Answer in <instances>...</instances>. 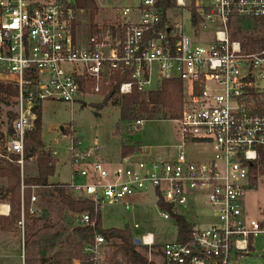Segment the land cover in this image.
<instances>
[{
  "label": "built area",
  "instance_id": "1",
  "mask_svg": "<svg viewBox=\"0 0 264 264\" xmlns=\"http://www.w3.org/2000/svg\"><path fill=\"white\" fill-rule=\"evenodd\" d=\"M72 1L0 0V84L17 90L12 135L3 132L0 159L23 169L36 108L78 102L89 81L111 85L114 72L128 75L119 85L118 95L124 96L178 79L183 103L175 158L147 160L151 149L140 145L116 164L105 163L97 159V147L71 137L66 191L100 214L105 205L132 210L129 199L149 191L164 220L208 209L206 226L187 219L189 238L180 242L176 236L161 246L160 264H264V220H248L242 208L246 192L264 181V0H174L166 15L158 0H141L83 42L77 33L82 11ZM135 13L138 20L130 17ZM37 204L32 194L29 215L37 213ZM24 210L22 200V228ZM10 213V204L0 202V216ZM77 217L81 227L93 225L88 213ZM134 239L154 263V235ZM112 253L111 243L96 235L66 264H113ZM21 264H27L24 256Z\"/></svg>",
  "mask_w": 264,
  "mask_h": 264
},
{
  "label": "rangeland",
  "instance_id": "2",
  "mask_svg": "<svg viewBox=\"0 0 264 264\" xmlns=\"http://www.w3.org/2000/svg\"><path fill=\"white\" fill-rule=\"evenodd\" d=\"M95 1L98 6L95 23L98 27L117 22L116 19L123 8L136 7L141 2V0ZM130 17L138 20L136 13ZM183 23L186 33L191 34L188 13H184ZM77 31L81 42L86 41L92 34L88 12H80ZM84 88L87 90L83 91L78 102L72 104L44 102L41 107V137L45 151L51 154L56 151L59 154L53 156L57 165L55 175L51 179L53 184L67 185L71 182L68 151L71 137L81 140L84 146L97 147L102 157L112 153L110 142L117 136L121 138V145H141L150 148L151 156L147 160H155L160 156L164 159L175 158L177 147L181 144L177 133V119H164L161 111L157 110L153 118L145 120L139 127L135 126V122L122 123L120 107L108 101L110 84L92 82L91 86L87 84ZM10 101V106L0 104V134L12 127L8 115L9 112L13 113L12 99ZM21 170L25 178L36 176V159L25 161ZM5 184L4 180H0V187ZM32 194L38 198L37 213L25 219L23 228L16 222L10 231H3L4 234H0L3 236L0 237V242L7 243L4 254L9 256L5 259L8 264H21L22 256L27 264H36L44 259L52 262L57 252L71 251L79 242V237L74 233V229L80 226L77 214L64 208L57 197L51 195L49 189H38L32 191ZM131 200L134 203L132 210H126L122 205H105L101 210L103 227L124 229L128 226L135 237L153 234L158 244L153 251V261L160 264L161 246L175 240L176 225L173 220H164L160 217L152 191L132 197ZM242 208L248 220H264V181L256 189L246 192ZM185 212L188 213L187 219L190 222L194 224L198 222L202 226H206L212 218L210 211L204 207H199L195 213L192 209ZM135 224L139 225L138 229H134ZM138 251L147 256L143 248H138Z\"/></svg>",
  "mask_w": 264,
  "mask_h": 264
},
{
  "label": "trees",
  "instance_id": "3",
  "mask_svg": "<svg viewBox=\"0 0 264 264\" xmlns=\"http://www.w3.org/2000/svg\"><path fill=\"white\" fill-rule=\"evenodd\" d=\"M159 6L163 8L164 15L169 10L175 8L174 0H158ZM72 5L78 11H86L90 16V28L92 34L99 31L95 23V17L98 14V6L95 0H73ZM165 18V16H164ZM111 91L108 101L112 105L120 107V120L122 123L132 124L136 121H145L155 116L157 110L161 111L164 119L176 120L181 116L183 103V85L178 79L165 80L158 89L149 93H140L136 89L130 95L118 96L119 85L129 81L128 75H121L114 72L111 76ZM91 86L92 82L87 83ZM87 88H82L86 91ZM17 95V90L9 84H0V104L11 105V99ZM1 110V106H0ZM10 123L15 118L11 112L8 113ZM37 118L34 129L26 134L24 141V160L36 159L37 175L25 178L22 176V170L15 162L0 159V180L6 184L0 187V202L8 201L11 206L9 217L0 216V231H10L16 222L21 220V204L24 202V218H29V206L32 193V187L39 189H49L51 195H55L59 203L73 214L88 213L93 225L88 227H77L74 233L79 237V242L71 251L57 252L52 261L54 264H66L73 257L79 255L83 244L90 242L96 235L104 237L113 247V253L110 262L113 264H154L148 263L142 252L138 251V246L134 243V236L131 229L127 226L124 229L103 227L100 213H96L93 204L72 198L66 189V184H53L52 177L56 171V160L52 154L45 151L42 142V124L41 108H36ZM11 126V125H10ZM8 135H12V127L7 130ZM4 134H0V139ZM135 151V145L124 144L121 147V155L125 157ZM18 156H13L15 161ZM22 185L24 186L22 192ZM168 211L169 209L166 208ZM172 220L176 225L177 239L180 242L186 241L192 231L191 223L184 216L172 215ZM48 261V260H47Z\"/></svg>",
  "mask_w": 264,
  "mask_h": 264
},
{
  "label": "crops",
  "instance_id": "4",
  "mask_svg": "<svg viewBox=\"0 0 264 264\" xmlns=\"http://www.w3.org/2000/svg\"><path fill=\"white\" fill-rule=\"evenodd\" d=\"M114 139L115 140H112L110 142L112 145L111 147L113 148L112 153L105 154V157H102L99 153H97V155H96L97 159H100V160L104 161L105 163H112V164H116L117 162L120 161L121 156H122L121 155V147L124 144L121 145L122 141H121L120 137L118 138L117 136H114ZM133 197H135V196H133ZM131 199L132 198L129 199V202L134 205V203ZM0 234H4V232L0 231ZM0 237L2 238L3 236H0ZM6 249H7V243L0 242V264H8V262L5 259H7L9 256L4 254Z\"/></svg>",
  "mask_w": 264,
  "mask_h": 264
},
{
  "label": "water",
  "instance_id": "5",
  "mask_svg": "<svg viewBox=\"0 0 264 264\" xmlns=\"http://www.w3.org/2000/svg\"><path fill=\"white\" fill-rule=\"evenodd\" d=\"M134 243L139 246L140 245V240L139 239H134ZM43 262H45V259L43 260Z\"/></svg>",
  "mask_w": 264,
  "mask_h": 264
},
{
  "label": "bare ground",
  "instance_id": "6",
  "mask_svg": "<svg viewBox=\"0 0 264 264\" xmlns=\"http://www.w3.org/2000/svg\"><path fill=\"white\" fill-rule=\"evenodd\" d=\"M4 212H6V211L4 210Z\"/></svg>",
  "mask_w": 264,
  "mask_h": 264
}]
</instances>
